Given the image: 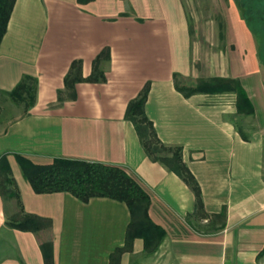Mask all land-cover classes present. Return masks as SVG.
Instances as JSON below:
<instances>
[{"label":"crops","instance_id":"crops-1","mask_svg":"<svg viewBox=\"0 0 264 264\" xmlns=\"http://www.w3.org/2000/svg\"><path fill=\"white\" fill-rule=\"evenodd\" d=\"M225 1L220 34L213 19L189 12L187 0H16L0 43V100L25 75L36 93L27 113L0 132V156L8 154L24 210L50 218L52 226L37 234L12 227L16 200L0 192V264H46L42 242L51 243L53 264H263L264 63L236 2ZM74 60H81L84 78L75 83V98L65 85ZM96 66L103 76L89 81ZM175 74L190 83L238 78L254 106L251 139L234 124V93L186 97ZM147 82L146 113L164 143L183 147L207 217L194 215L192 188L150 159L126 118ZM17 154L40 165L63 157L127 170L150 195V217L166 231L158 249L144 259L137 237L112 260L125 246L127 204L37 193Z\"/></svg>","mask_w":264,"mask_h":264},{"label":"trees","instance_id":"trees-1","mask_svg":"<svg viewBox=\"0 0 264 264\" xmlns=\"http://www.w3.org/2000/svg\"><path fill=\"white\" fill-rule=\"evenodd\" d=\"M83 1V0H82ZM242 18L257 38L259 55L264 63V0H234ZM16 0H0V43L7 31ZM105 48L101 55L107 54ZM103 76L97 66L89 76V81H99ZM32 77L25 75L17 86L10 92L21 100L28 96L29 105L35 100L36 85L29 84ZM84 80L81 76V60H74L65 78L68 95L75 98L74 86L77 81ZM175 86L184 96L190 97L198 93H234L236 95L237 113L233 117L240 135L250 140V134L244 131L240 121L254 116L252 101L238 78L212 77L199 79L190 83L184 77L175 74ZM150 92V82H147L137 97L132 99L127 107L126 118L130 120L140 137L147 155L153 161L160 162L170 171L178 174L194 191L196 210L194 215L199 219L207 217L200 184L183 158V147L164 143L156 130L154 122L146 113V102ZM64 90L59 91V100L64 99ZM17 160L24 177L31 183L37 193L68 191L83 202L93 197H108L127 204L131 220L127 227L126 242L123 248H117L115 255L131 250L134 239L143 238L145 250L154 252L158 249L166 231L150 217V195L141 184L122 167L97 161L76 158H55L47 165L36 164L30 159L17 154ZM0 192L16 200L18 215L8 223L15 228L38 233L52 226L50 218L27 213L21 201L19 189L8 160V154L0 156ZM225 210L213 217H223ZM213 223L206 224L211 229ZM46 264H53V252L50 242L41 243ZM264 255V249L260 256ZM116 261V256H111Z\"/></svg>","mask_w":264,"mask_h":264},{"label":"rangeland","instance_id":"rangeland-1","mask_svg":"<svg viewBox=\"0 0 264 264\" xmlns=\"http://www.w3.org/2000/svg\"><path fill=\"white\" fill-rule=\"evenodd\" d=\"M188 10L190 13L197 12L202 18L213 19L219 27V33L223 32V10H226L227 2L225 0H187ZM217 43L222 46V38L219 37ZM29 84L33 85L32 79L28 80ZM28 96L21 100L10 94H5L0 100V132H2L11 122L23 116L28 111ZM241 126L247 134H251L254 129V120L252 117H246L240 121ZM18 208H16V212ZM149 251L142 254V257L147 258ZM116 257H119L116 254ZM262 263L264 264V255L262 256ZM115 264V262H114Z\"/></svg>","mask_w":264,"mask_h":264}]
</instances>
